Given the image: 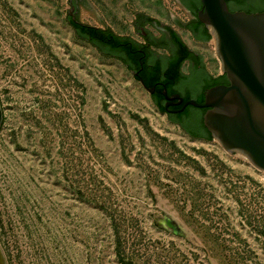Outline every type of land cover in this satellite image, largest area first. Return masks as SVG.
I'll return each instance as SVG.
<instances>
[{"label":"rangeland","instance_id":"1","mask_svg":"<svg viewBox=\"0 0 264 264\" xmlns=\"http://www.w3.org/2000/svg\"><path fill=\"white\" fill-rule=\"evenodd\" d=\"M86 1L105 26L82 5L80 22L139 43L134 10L190 19L175 0ZM68 9L0 0L1 264H264V172L169 122ZM177 32L217 75L213 40Z\"/></svg>","mask_w":264,"mask_h":264},{"label":"water","instance_id":"2","mask_svg":"<svg viewBox=\"0 0 264 264\" xmlns=\"http://www.w3.org/2000/svg\"><path fill=\"white\" fill-rule=\"evenodd\" d=\"M175 1L189 14L178 0ZM67 3L69 9L66 10V20L70 18L71 22L77 23L74 7L70 0ZM200 4L196 18L213 40L215 54L220 62V73L225 76L227 84L206 89L202 103L194 99L195 91L188 89L185 83L177 88L182 96L189 98L185 101L179 93L168 95L164 88L161 91L166 100L164 112L179 114L188 106L206 109L202 115V123L210 137L227 153L243 156L254 168L264 172V11H230L225 0H200ZM80 5L104 25L86 0H81ZM138 13L143 12L134 10L135 18ZM170 13L173 22L183 23L174 13ZM77 19L80 21L79 8ZM84 23L88 24L85 20ZM128 23L134 26V20ZM107 28L110 29L108 26ZM135 33L140 36L138 32ZM211 39L203 43L210 44ZM204 63L206 67V62ZM130 72L133 77L138 78L149 95L154 94L155 86L147 87L137 72ZM169 106L180 107L170 110ZM212 139L209 141H213Z\"/></svg>","mask_w":264,"mask_h":264},{"label":"trees","instance_id":"3","mask_svg":"<svg viewBox=\"0 0 264 264\" xmlns=\"http://www.w3.org/2000/svg\"><path fill=\"white\" fill-rule=\"evenodd\" d=\"M225 1L226 4L234 2L241 9L244 8L243 6L246 2V0ZM180 2L187 9L192 18L187 23H181V27L189 30L192 35L200 41H209L211 39L209 32L196 18V14L201 8L200 0H197V3L195 0H180ZM252 3L254 6L259 5L257 1H253ZM244 12L248 13V11ZM136 18H144L147 22L157 21L143 13H138ZM76 21L77 23H74L70 21V18H67L68 24L72 27L78 38L94 46L103 55L119 60L123 63L127 70L138 72L139 78L142 79L143 83L147 87L155 86V92L150 95V97L152 98V101L158 111L166 114L163 109V97L161 95V91L165 88L168 95L177 92L178 85L183 83L185 80V75L181 71L183 62L186 60H195V56H197V54L178 36V34L175 33L172 38L176 45V53H174L172 57L167 59L165 62H162L156 59L151 60L154 52L149 50L144 52V46L130 37L117 35L108 28L102 29L82 23L77 19ZM195 64H197V62ZM134 79L138 81V78L134 77ZM221 79L225 80V76L222 75L221 77L214 79V81H216V83L221 82ZM158 84H160V86H156ZM182 97L184 101L189 99L185 96ZM202 97L203 96L201 95L195 100L201 103L203 101ZM196 110L197 109L187 107L182 113L167 114V116L171 123L177 125L191 138L209 141L212 138L203 126L201 117L202 111ZM197 113H199L198 129L190 125ZM199 132H202L203 135L201 136ZM117 255L121 260V251L119 250V246H117Z\"/></svg>","mask_w":264,"mask_h":264},{"label":"flooded vegetation","instance_id":"4","mask_svg":"<svg viewBox=\"0 0 264 264\" xmlns=\"http://www.w3.org/2000/svg\"><path fill=\"white\" fill-rule=\"evenodd\" d=\"M80 1L81 0H70L71 5L74 7L75 19H77V10L79 8ZM253 1H257V3L259 5L258 6L252 5ZM178 2H179V4L182 5L180 0H178ZM195 2L197 3V0H195ZM227 6H228V9L231 11H248V13H255V12L264 11V0H246L245 4L243 6L244 7L243 9L238 7L234 2L227 4ZM191 19H189L188 22ZM180 24H181L180 22H176V21L173 23V25H169V24H162L159 21L147 22L144 20V18H139V19L135 18L134 28H135V31L138 32L140 34V36L143 38V42L141 44L144 46V52L146 50L154 52V55L151 57V60L156 59V60H160L162 62H165L167 59L171 58L174 53H176V45L173 42L172 38H173L175 33L178 34V32H177L178 29L185 30L187 33H189L194 38V40L196 42H202L199 39H197L196 37H194L189 30L181 27ZM146 26H152L153 28H155L158 32V36H153L151 33H149L147 30H145ZM178 36H179V34H178ZM194 52L197 54V56H195V60L194 59L193 60H186L183 62V64L184 63L187 64V67L189 70V72L187 74H184L185 80L183 83L186 84V87L188 89L195 91L196 98H194V99H197L201 95L203 96L205 90L212 87V86L221 85V84L226 85L227 80L221 79V82L216 83V81H214V79L221 77L223 74L219 72L217 75H212L210 72H208L206 67H205L203 56L196 51H194ZM196 62H197V64H195ZM156 86H160V84H158ZM175 93H179L178 90ZM170 95H172V94H170ZM165 103H166V100L163 98V105ZM179 107L180 106H169L168 108L170 110H173V109H178ZM188 107H191V106H188ZM191 108H194V107H191ZM194 109L202 111L201 117H202L203 113L206 111V109H199V108H194ZM198 118H199V113H197L195 115L194 120L190 124L192 127L197 128V129L199 128ZM199 133L201 136L203 135L202 132H199ZM199 138H201V137H199Z\"/></svg>","mask_w":264,"mask_h":264},{"label":"crops","instance_id":"5","mask_svg":"<svg viewBox=\"0 0 264 264\" xmlns=\"http://www.w3.org/2000/svg\"><path fill=\"white\" fill-rule=\"evenodd\" d=\"M212 74V73H211ZM218 74V73H217ZM213 75V74H212Z\"/></svg>","mask_w":264,"mask_h":264},{"label":"bare ground","instance_id":"6","mask_svg":"<svg viewBox=\"0 0 264 264\" xmlns=\"http://www.w3.org/2000/svg\"><path fill=\"white\" fill-rule=\"evenodd\" d=\"M0 264H1V262H0Z\"/></svg>","mask_w":264,"mask_h":264}]
</instances>
